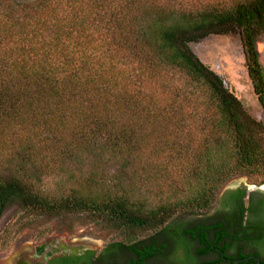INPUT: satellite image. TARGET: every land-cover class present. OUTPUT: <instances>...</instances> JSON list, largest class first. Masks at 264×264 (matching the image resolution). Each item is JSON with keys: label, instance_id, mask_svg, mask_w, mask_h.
Here are the masks:
<instances>
[{"label": "trees", "instance_id": "16d2710c", "mask_svg": "<svg viewBox=\"0 0 264 264\" xmlns=\"http://www.w3.org/2000/svg\"><path fill=\"white\" fill-rule=\"evenodd\" d=\"M232 33L264 107V0H0V218L87 215L129 264L168 258L160 234L176 264L195 232L219 254V234L173 223L237 175L264 181V123L189 46Z\"/></svg>", "mask_w": 264, "mask_h": 264}, {"label": "flooded vegetation", "instance_id": "af4514ba", "mask_svg": "<svg viewBox=\"0 0 264 264\" xmlns=\"http://www.w3.org/2000/svg\"><path fill=\"white\" fill-rule=\"evenodd\" d=\"M243 177H247V181ZM218 196L219 203L214 205V202L203 213L189 214L173 223L182 232L204 226L209 242L220 235L219 254L217 250H211L203 255L197 252L199 232L186 235L191 243V264H264V181L252 180L247 174L237 175L222 186ZM198 215L205 217L184 220ZM156 241L168 258L163 260L160 254H155L146 258L143 264H176L182 259L179 253L183 247L175 246V236L160 234ZM90 242L87 238L69 243L64 237H45L37 245L21 248L5 264H129L136 257L129 249L118 248L115 244L98 251L97 247L88 244ZM215 259L219 261L212 263Z\"/></svg>", "mask_w": 264, "mask_h": 264}, {"label": "rangeland", "instance_id": "374dc122", "mask_svg": "<svg viewBox=\"0 0 264 264\" xmlns=\"http://www.w3.org/2000/svg\"><path fill=\"white\" fill-rule=\"evenodd\" d=\"M189 46L203 63L221 75L229 88L241 100L246 110L255 119L264 123V107L253 92L247 74L240 36L237 33L210 35L199 42L189 43ZM257 49L264 67V33L257 38ZM250 179L254 180L253 177H250ZM243 180L247 181V177H243ZM219 199L220 196H218L214 205L219 203ZM200 217H205V215L189 216L184 220L188 222ZM25 219L26 216L16 206L8 208L0 218V264L7 263L17 252L21 251V248L37 245L45 237L51 239L64 237L69 243H77L80 238H87L91 241L88 244L91 247H97L98 251L121 241L118 234L96 224L84 214L67 215L64 218L38 216L33 221H29L28 224H23ZM47 225L50 227V232L44 237H40L41 229ZM69 225L72 227V232L66 229ZM7 234L11 235V240L7 247H2ZM82 235L85 236L81 237ZM179 254L180 257L184 258L187 254L186 249L183 248Z\"/></svg>", "mask_w": 264, "mask_h": 264}]
</instances>
